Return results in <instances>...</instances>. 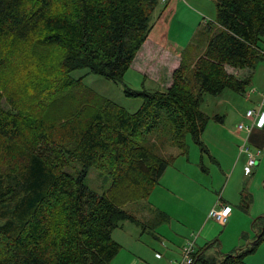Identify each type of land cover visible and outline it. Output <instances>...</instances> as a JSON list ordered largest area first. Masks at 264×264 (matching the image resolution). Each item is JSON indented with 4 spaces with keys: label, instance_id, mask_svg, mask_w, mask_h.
Here are the masks:
<instances>
[{
    "label": "trees",
    "instance_id": "1",
    "mask_svg": "<svg viewBox=\"0 0 264 264\" xmlns=\"http://www.w3.org/2000/svg\"><path fill=\"white\" fill-rule=\"evenodd\" d=\"M213 1L215 20L198 26L169 87L126 90L142 102L130 113L70 73L87 69L121 80L153 29L160 0H0V44L58 49L48 93L76 106L58 132L43 116L30 123L13 92L0 104V264H110L122 249L113 231L124 222L139 224L125 206L147 201L175 159L159 152L160 135L181 155L187 135L208 152L201 141L208 121L203 95L244 94L251 76L240 79L227 69L251 71L264 59V0ZM90 170L109 180L101 195L85 185ZM155 221L168 217L161 212ZM262 227L253 242L228 255H207L211 242L192 264H246L264 240Z\"/></svg>",
    "mask_w": 264,
    "mask_h": 264
},
{
    "label": "rangeland",
    "instance_id": "2",
    "mask_svg": "<svg viewBox=\"0 0 264 264\" xmlns=\"http://www.w3.org/2000/svg\"><path fill=\"white\" fill-rule=\"evenodd\" d=\"M176 1L173 0V4H176ZM178 2L179 6L171 22L170 30L167 27L166 31L158 16L161 9L159 2L152 17L153 29L121 80L113 82L89 73L87 69L72 71L70 76L80 79L82 85L97 97L107 99L130 113L135 112L142 103L141 99L128 97L126 90L135 92L165 90L171 83L173 71L179 66L180 52L189 44L199 24L211 23L216 18V4L213 0L196 2L178 0ZM58 11V7L53 9V13ZM260 44L264 46V34L260 37ZM61 56L58 49L40 48L28 42L1 43L0 104L5 105V95L13 92L25 104L26 113L29 116L27 120L30 123L43 116L49 121H54L55 130L61 132L60 126L68 123V116L76 108L65 99L59 100L60 96L55 97L48 93L53 86V77L58 72ZM227 70L240 79L250 75V83L245 88V92L252 90L255 92L249 99L244 94L232 90H225L218 96L203 95L200 109L208 121L201 141L207 153L201 152L187 135L188 151L186 155H181L178 149L169 146L167 134L160 135L164 139V146H159L160 151L155 149V152L159 151L163 156L175 157L158 184L160 191L156 195L161 208L152 207L148 201L126 205L124 209L132 212L139 224L124 222L113 233L115 241V239L121 240L117 236L123 232H134L132 245L129 243L125 247L128 252L136 255V262H138V253L150 250L152 253H158L166 264H179L182 262V257L176 259L171 252H177L188 241H194L196 251L215 242L206 249L207 255H218V252L222 255L230 254L231 250L227 248L238 239L237 232L240 230L241 221L232 230L223 233V226L208 217L209 211L217 207L221 197L223 199L221 202L223 204L226 202L233 213L236 212L245 219L250 218L249 227L252 224L254 231L263 230L264 222L261 217L264 215L253 213L255 209L264 211V149L259 157V165L253 168L252 174L244 176L245 164L242 165L241 161L246 153H240L237 148L243 142L244 134L238 133L236 127L242 122L247 124L248 121L244 118L245 112L257 109L262 102L264 59L259 61L251 71ZM83 114L82 111V114L78 116L82 117ZM217 117H221V120H217ZM150 141L162 145L159 139L154 137L150 138ZM247 148L250 151H256V147L250 144ZM236 161H240L239 167L233 171ZM231 174V183L225 188L227 178ZM84 182L90 190L99 195L106 192L110 186L107 177L91 170ZM161 212L168 217V221L156 226L155 220L159 218ZM145 229L152 235H160L163 245L155 246L157 241L152 235L144 233ZM136 232L138 234L134 236ZM247 235L254 236V239L257 237V234L251 235V230ZM245 237H241L242 246L247 242ZM221 243L225 244L224 247ZM126 256L129 260L131 259L130 255ZM145 261L146 259L142 260V262ZM120 264H126V261L122 260Z\"/></svg>",
    "mask_w": 264,
    "mask_h": 264
},
{
    "label": "crops",
    "instance_id": "3",
    "mask_svg": "<svg viewBox=\"0 0 264 264\" xmlns=\"http://www.w3.org/2000/svg\"><path fill=\"white\" fill-rule=\"evenodd\" d=\"M175 1V0H174ZM191 1H194V2H196V1H198V0H191ZM180 3H182L181 1H180ZM181 5V4H180ZM160 6H161V9H160V11H159V14H158V16L160 17V22H162L161 23V25H162V27L163 28H165V31H166V28L168 27L169 28V30H170V25H171V22H172V20H173V18L175 17V14H176V9H177V7L179 6V2H178V0L176 1V4H173V0H160ZM172 6H174V7H172ZM158 17V18H159ZM204 24V23H203ZM202 23H200L199 24V26L200 25H203ZM166 33V32H165ZM164 33V34H165ZM166 35H167V33H166ZM165 40H166V38H165ZM145 43V42H144ZM167 44V40H166V42H165V45ZM173 51H175L176 52V50H173ZM139 52V51H138ZM151 52H152V50H151ZM153 53V52H152ZM182 53V51L180 52V54ZM179 61H180V59H179ZM171 83H169L168 84V86L167 87H169V85H170ZM239 133H243L244 134V137H246V134L244 133V132H239ZM244 137H243V139H244ZM248 139H249V144L250 145H252V146H255L256 148H259V149H261V150H263L264 149V128H255L250 134H249V137H248ZM238 148V147H237ZM233 150V149H232ZM261 154H262V152H261ZM261 156V155H260ZM259 156V157H260ZM259 157L257 158V165H259ZM222 158V157H221ZM245 161H246V156H245V158L241 161V164L242 165H244L245 164ZM239 163H240V161H236V164H234L235 166H234V169H233V171H235L236 170V168L237 167H239ZM256 165V166H257ZM169 167V166H168ZM167 167V168H168ZM167 170V169H166ZM166 170H165V172H166ZM164 172V173H165ZM163 173V174H164ZM165 175V174H164ZM164 175H162V178L164 177ZM228 180L226 181V183H225V188L226 187H228V185L231 183V179H232V174L227 178ZM158 186L159 185H157L154 189H153V191H152V193L150 194V197L148 198V202L150 203V205L152 206V207H154V208H161V206H159V203L157 202V199H158V197H157V195H156V193H158V191H160V190H158L159 188H158ZM225 193V192H224ZM156 195V196H155ZM221 199H222V197H221ZM223 200V199H222ZM224 202V201H223ZM225 205H227V206H229L226 202L224 203ZM255 213H253V214H258V213H260V214H263L264 215V213H262V212H264V211H257V209H255V211H254ZM230 217H228V222H227V224L226 225H224L223 226V233L226 231H228V230H232L235 226H237L236 224H239L240 223V221H241V224L239 225V228H240V230H238V239L236 240V242L233 244H231L230 245V247L229 248H227V249H229V250H231V252H233L234 250H236L237 248H241V247H245V245H247V244H250L251 242H253V240H254V236H252V237H249L247 234H248V232H249V230H251V235H256L257 234V231H254V229H253V227H252V224L250 225V227H249V221H250V218H248V219H245V217H243V216H241V215H238V214H236V212L235 213H233L232 212V209L230 210ZM263 215H260V216H263ZM252 216V215H251ZM121 227V226H120ZM119 227V228H120ZM119 228H117V229H115L114 231H113V233L116 231V230H118ZM148 233V231H144V233ZM113 233H112V238H113ZM132 233H134V232H123L122 234H119L117 237H119V239H121V240H118V239H115V241L117 242V243H120V245H121V247H122V249L120 250V252L118 253V255L111 261V263L110 264H120L121 263V261L123 260V261H126V264H132L133 262H134V264H166L165 263V261H163V259L160 257V255L158 254V253H152L150 250V252L149 251H146L145 253L143 252V253H138L139 255H137V256H139L138 257V262H136L137 261V259H136V255H133V254H131L130 252H128L127 250V248L125 247V246H127V244H129L130 243V245H132L131 244V240L133 239V235H132ZM138 234V232H136V234H134V236H136ZM143 234V233H142ZM149 235H152V234H150V233H148ZM140 235H141V233H140ZM243 236H246L245 237V240L247 241L246 242V244L244 245V246H242L243 245V241H242V239H241V237H243ZM152 237H153V239H155L156 241H157V243H155V246H162L163 245V242L161 241L162 240V237L159 235V236H155L154 234L152 235ZM159 241H161V242H159ZM127 242V243H126ZM222 242V241H221ZM221 245L224 247V243H221ZM183 247V245L178 249V251L177 252H175V251H173V252H171V254L176 258V259H178L179 257H182L181 256V248ZM125 250V252H122V251H124ZM195 252H196V250H195ZM230 252V253H231ZM123 253H126V254H123ZM126 255H130V260H129V257L128 256H126ZM122 257V258H121ZM146 259V261H148V262H150V263H145V262H142V260H145ZM141 261V262H140ZM128 262H130V263H128ZM244 262L246 263V264H264V240L261 242V244L258 246V248L256 249V251L254 252V253H252V254H249V255H246L245 256V258H244ZM179 264H181V263H179Z\"/></svg>",
    "mask_w": 264,
    "mask_h": 264
},
{
    "label": "built area",
    "instance_id": "4",
    "mask_svg": "<svg viewBox=\"0 0 264 264\" xmlns=\"http://www.w3.org/2000/svg\"><path fill=\"white\" fill-rule=\"evenodd\" d=\"M262 54H264V46L262 50L260 51ZM255 92V90L245 92L244 96L249 99L250 96ZM245 120L248 121L247 124L245 123H239L236 127V131L244 132L246 134V137L243 139V142L240 146H238V149L240 153H246V163L243 167V174L244 176H249L252 174L253 168L257 165V158L261 155L262 150L259 148H256V151H250L247 148V145L249 144V134L255 129V128H264V95L262 102L257 106V109L253 110H247L244 114ZM231 208L221 202L219 199L217 202V207L212 208L209 211L208 217L212 220H214L216 223L221 224L222 226L226 225L228 222V216L230 214ZM195 253L194 249V241H188L182 248H181V256H182V262L181 264H192L193 262V255Z\"/></svg>",
    "mask_w": 264,
    "mask_h": 264
}]
</instances>
